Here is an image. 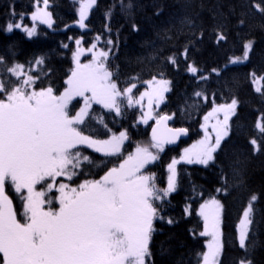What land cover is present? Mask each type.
<instances>
[{"label": "trees", "instance_id": "1", "mask_svg": "<svg viewBox=\"0 0 264 264\" xmlns=\"http://www.w3.org/2000/svg\"><path fill=\"white\" fill-rule=\"evenodd\" d=\"M82 1L49 0L53 21L49 27L32 21L34 0H0V57L5 64L18 62L26 68L30 61L43 57L42 65H32L35 71L47 70L42 83L37 82L38 87L51 85L57 93L66 88L65 81L73 70L76 39H81L86 48L96 44L98 50L111 49L107 66L114 73L113 79L121 89L136 83L132 93L135 99L153 77L169 79L171 90L160 108L159 118L169 116L170 126L187 129L189 138L179 146L165 148L159 153V159L147 166L146 171L154 174L160 188L167 186V165L180 156L183 147L200 138L203 117L215 105L236 99L238 108L231 120L229 135L215 153L214 161L207 167L178 166L177 189L166 198L161 213L164 220L154 221L156 231L147 264H196V253L206 251L207 243V238L199 235L203 222L198 209L210 198L218 199L223 210L221 264H237L244 255L239 247L238 224L253 194L258 199L251 214L247 255L252 264H264V150L255 152L250 143L256 137L258 144H264L256 128L264 116V15L252 7L253 0H132L134 7L123 12L119 7L112 8L117 0H97L87 28L83 30L73 26ZM110 9L109 18L106 12ZM9 22L21 23L22 28L7 32ZM23 27H35V35L29 37ZM221 32L226 39L217 41ZM109 39L113 44L107 43ZM249 41L252 48L248 59L241 64H231L232 59L243 55L244 45ZM185 47L188 48L187 58L183 54ZM169 56L176 57L175 65L169 62ZM189 64L197 67L196 76L187 70ZM3 67L0 65V70ZM213 69H217L218 74ZM200 75L207 79L198 80L196 77ZM133 76L138 79L133 80ZM254 76L261 78V92L255 89ZM197 91L202 93L200 97L194 95ZM81 104L77 99L70 108L75 106L78 110ZM89 112L90 116L103 118V124L86 118V123L90 122L91 128L97 130L92 132L93 138L109 139L126 132L128 139L123 143L121 157H105L81 146L94 163L85 162L76 170L83 174L70 181L72 186L84 179H99L114 162H122L129 154H134L137 146L151 144V128L155 122L147 126L140 124L138 106L123 107L120 116L98 105ZM233 168L240 169L242 185L233 176ZM6 192L20 219V194L10 185H6ZM51 195L53 193H48ZM185 207L189 212H185ZM169 218L173 223L167 222Z\"/></svg>", "mask_w": 264, "mask_h": 264}, {"label": "snow or ice", "instance_id": "2", "mask_svg": "<svg viewBox=\"0 0 264 264\" xmlns=\"http://www.w3.org/2000/svg\"><path fill=\"white\" fill-rule=\"evenodd\" d=\"M96 3L97 0H86L80 5L79 26L82 29L86 27L84 21L89 10ZM48 5L49 0H34L32 21L51 27L53 21L47 11ZM116 7L123 12L131 10L134 5L132 0H117L112 8ZM252 7L264 15V0H253ZM12 14L15 15L14 12ZM111 15L112 9L106 12V17ZM14 28L20 29L22 24L9 22L5 30L12 32ZM133 28L135 30L136 26ZM23 31L29 37L36 33L35 27H23ZM200 36L202 38V32ZM225 39L222 32L218 33L217 41ZM80 43V40L76 41L78 46ZM107 43L113 44V41L109 39ZM96 47L92 44L89 49L91 61L83 64L80 56L84 49L77 48L74 53L76 67L71 70L65 81L67 87L61 93L51 85L38 87L37 82L42 83L47 70L40 68L35 71L32 65H42L43 57L30 61L27 68L18 62L5 64L0 57V65H4L0 70V264H147L151 257L150 243L156 231L154 221L164 220L161 213L166 198L177 189L176 165L183 162L207 166L214 161V154L221 149L222 140L229 134V120L236 114V99L215 106L204 116L203 138L191 148L184 149L179 159L173 158L167 165L169 176L165 188L158 187L154 174L146 169L159 159L165 145L174 144L179 137L187 135L185 128L167 127L164 122L170 119L169 116L156 120L157 127L152 129L149 146H137L134 154H129L122 162H114L113 167L99 179H84L75 186L57 182L59 177L72 181L83 174L76 171L83 163H94L83 153L81 146L105 157L122 156L123 142L128 139L126 132L112 135L109 139L93 138L92 132L97 130L91 128L90 122L86 123V118L103 124L102 117L90 116L93 104L120 116L123 107L140 104L147 96L150 111L142 119L147 124L153 118V102L162 101L164 93L170 90L168 80L153 77L146 82L151 92H144L135 99L132 93L136 83L121 89L113 79L114 73L107 66L111 49L93 51ZM251 48L252 42L249 41L244 45L243 55L232 59L231 63L246 61ZM187 52L185 47V58ZM168 60L174 65L177 63L175 56H169ZM187 70L194 76L198 72L192 64L187 66ZM213 71L218 74L217 69ZM196 78L207 79L203 75ZM132 79L138 77L133 76ZM256 91L261 92V89ZM194 95L200 97L202 93L197 91ZM76 98L83 101L78 110L75 106L70 108ZM221 113L222 120L219 118ZM212 119L216 122L211 125L212 132L209 133V121ZM103 126L107 128V125ZM256 128L264 138V116ZM250 143L255 152L264 150V144H258L256 137ZM232 172L242 185L240 169L233 168ZM6 185L20 194V219L13 200L6 192ZM37 185H41L40 190H37ZM25 191L26 195L23 194ZM48 193L53 195L48 196ZM257 199L255 194L250 197L239 222V247L244 250V255L237 264H252L245 241ZM221 211L222 205L216 198L200 205L198 214L203 219V231L199 235L210 239L206 243V251L196 253V264H221L224 249ZM185 212H189L188 207H185ZM167 222L171 224L173 220L169 218Z\"/></svg>", "mask_w": 264, "mask_h": 264}, {"label": "rangeland", "instance_id": "3", "mask_svg": "<svg viewBox=\"0 0 264 264\" xmlns=\"http://www.w3.org/2000/svg\"><path fill=\"white\" fill-rule=\"evenodd\" d=\"M86 2V0H83L82 2H81V4L82 3H85ZM80 4V5H81ZM50 5V4H49ZM49 5H48V8H47V11H49ZM80 5H79V7H80ZM40 7L41 8H43V4L41 3L40 4ZM93 8V7H92ZM92 8L89 10V12H88V16H87V19L84 21V23H85V25H86V27L85 28H83V30H85L86 28H87V21H88V18H89V16H90V12H91V10H92ZM36 23H40L39 21H35ZM47 25V24H46ZM74 25H76L77 27H79V28H81L80 26H79V11H78V20L73 24V26ZM48 26V25H47ZM82 29V28H81ZM77 40H80V45L78 46L77 44H76V41ZM74 44H75V49H74V53L76 52V50H77V48L78 47H80V48H82V49H84V52H83V54L80 56V62L83 64V63H89L90 61H91V58H92V53H91V51H89V49H91V48H86V47H84V45H83V42H82V40L81 39H76V40H74ZM93 51H99L98 49H94ZM73 60H74V55H73ZM245 62V61H244ZM231 64H241V63H231ZM76 67V64H75V60H74V67H73V69ZM157 79H160V78H157ZM166 80H168L169 82H170V84H169V89L171 90V81L169 80V79H166ZM253 82H254V85H255V89H257V88H261V78H259V77H255L254 76V80H253ZM67 87V86H66ZM151 88H149V85H148V83H146L145 84V90L142 92V93H144V92H151ZM170 90L168 91V92H166V93H164V99L162 100V101H160L159 103H157V102H153V105H152V108H151V115H152V119H149L148 120V122H147V124H145V123H143L142 122V119H143V116H144V114L145 113H148L150 110H149V107H148V97L147 96H145V98H144V100L143 101H141V103L140 104H137L136 106H138L140 109H141V115H140V117H139V123L140 124H143V125H145V126H147V125H149V124H151L152 122H156V120L157 119H159V111H160V108L162 107V105L164 104V102H165V100H166V97H167V94L170 92ZM141 93V94H142ZM139 98V97H138ZM137 98V99H138ZM77 99H80L81 100V107L83 106V101H82V98H76V100ZM75 101V100H74ZM95 105H97V104H93L92 105V107L93 106H95ZM98 106H101V105H98ZM215 106H217V105H215ZM214 106V107H215ZM91 107V108H92ZM102 107V106H101ZM213 107V108H214ZM90 108V109H91ZM212 108V109H213ZM237 108H238V104H237ZM237 108H236V112H237ZM212 109L210 110V111H212ZM209 111V112H210ZM207 115V114H206ZM235 115H233L231 118H230V120H229V130H230V123H231V120H232V118L234 117ZM219 118L222 120L223 119V114L221 113V114H219ZM216 121H215V119H212V120H210L209 121V127H208V131H209V133H211L212 132V128H211V125L212 124H214ZM204 124V117H203V119H202V124H201V127H200V130H201V136H200V138H198L197 140H195V141H193V142H191L190 144H188V145H186L185 147H183L182 149H181V151H180V156L177 158V159H179L182 155H183V151H184V149H186V148H191L192 147V145L193 144H195V143H197L200 139H202L203 138V136H204V130H203V128H202V125ZM120 135V134H119ZM119 135H116V136H119ZM215 134L213 133V136H214ZM229 135V134H228ZM228 137V136H227ZM227 137H225L223 140H222V142L227 138ZM124 143V142H123ZM222 144V143H221ZM99 154H101V153H99ZM102 155V154H101ZM214 156H215V154H214ZM213 161H210L209 162V164L207 165V166H209L211 163H212ZM182 164H185V165H196V166H201V167H207V166H205V165H201V164H186V163H183V162H181V163H179V164H177L176 165V170H177V168H178V166L179 165H182ZM168 176H169V173H168V170H167V180H168ZM63 179V180H60V179ZM65 182V183H69L70 185H71V183H70V181H68V180H66L64 177H59V178H57V182ZM176 182H177V175H176ZM39 186H41V185H37L36 187H37V190H40V188H39ZM72 186V185H71ZM55 191V190H54ZM24 194L26 195V191L24 192ZM59 195V194H58ZM208 201V200H207ZM206 202V201H205ZM203 204V203H202ZM45 208H47L46 207V205H45ZM199 208H200V206H199ZM198 213H199V209H198ZM222 214H223V210L221 211V233H222ZM201 219H202V217H201ZM241 219H243V215H242V218ZM202 222H203V219H202ZM249 230H250V225H249V228H248V233H249ZM247 237H248V235H247ZM207 238V241L210 239V237H206ZM221 239H222V242H223V235L221 236ZM246 240H247V238H246ZM238 241H239V224H238ZM245 243H246V241H245Z\"/></svg>", "mask_w": 264, "mask_h": 264}, {"label": "water", "instance_id": "4", "mask_svg": "<svg viewBox=\"0 0 264 264\" xmlns=\"http://www.w3.org/2000/svg\"><path fill=\"white\" fill-rule=\"evenodd\" d=\"M170 121H171V118L168 119L166 122H164L168 128H173L170 126ZM157 127L156 123L152 126L151 128V134H152V129ZM162 127L161 126V130H162ZM173 129H176V128H173ZM189 138V131L187 130V135H184V136H181L177 139L176 143L174 144H168V145H165V148H174L176 146H179L183 141L187 140Z\"/></svg>", "mask_w": 264, "mask_h": 264}]
</instances>
